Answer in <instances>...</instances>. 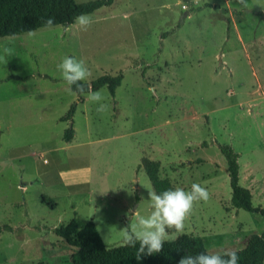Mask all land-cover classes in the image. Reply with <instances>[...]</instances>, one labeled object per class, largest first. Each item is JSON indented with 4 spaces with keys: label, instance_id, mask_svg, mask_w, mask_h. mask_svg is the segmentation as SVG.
I'll return each instance as SVG.
<instances>
[{
    "label": "rangeland",
    "instance_id": "374dc122",
    "mask_svg": "<svg viewBox=\"0 0 264 264\" xmlns=\"http://www.w3.org/2000/svg\"><path fill=\"white\" fill-rule=\"evenodd\" d=\"M87 15V31L0 37V264H73L76 247L54 231L73 217L93 219L107 247L125 244L152 211L143 157L174 187L210 193L166 240L243 248L264 216L234 207L220 145L240 154V182L264 207V0H115ZM64 56L84 62L87 82L122 73L115 96L104 86L99 103L80 100L57 70Z\"/></svg>",
    "mask_w": 264,
    "mask_h": 264
},
{
    "label": "trees",
    "instance_id": "16d2710c",
    "mask_svg": "<svg viewBox=\"0 0 264 264\" xmlns=\"http://www.w3.org/2000/svg\"><path fill=\"white\" fill-rule=\"evenodd\" d=\"M115 0H90L78 2L77 0H0V37L18 35L49 26L45 23L47 18L54 20V25L70 26L75 18L84 13L90 14L103 6H110ZM165 35V34H164ZM123 74H103L91 82L81 81L84 91L80 92L76 85L71 88L83 99V94L89 90L97 91L107 86L115 96L117 87L122 83ZM75 105L67 114V120H72ZM73 125L64 133V139L70 141L74 135ZM222 153L227 160L232 187V203L236 208L257 212L264 216V207L254 206L252 192L240 182V154L230 145H220ZM155 192L160 193L169 188H175L171 181L160 175V161L143 157L141 164ZM52 207L54 200H45ZM55 233L64 238L69 244L76 247L72 253L73 264H177L183 255H195L207 250L204 240L199 235L183 234L174 240H165L159 253L142 254L138 261L135 258L139 243L136 247L122 244L107 247L93 219L82 223L78 217H73L67 224L55 228ZM1 232V228H0ZM208 251V250H207ZM238 264H264V230L252 234L246 245L238 250ZM38 264H43L39 262Z\"/></svg>",
    "mask_w": 264,
    "mask_h": 264
},
{
    "label": "clouds",
    "instance_id": "9594fccd",
    "mask_svg": "<svg viewBox=\"0 0 264 264\" xmlns=\"http://www.w3.org/2000/svg\"><path fill=\"white\" fill-rule=\"evenodd\" d=\"M45 23L51 26L53 18L49 17ZM75 24L80 31H87L92 24V18L87 14H80L75 18ZM61 78L71 88L76 85L80 92L84 87L80 84L89 76V70L83 61L74 56H64L57 64ZM87 98L92 103H99L103 96L100 91L89 90ZM105 105L100 104L98 112H103ZM106 192V191H105ZM147 197L151 202L152 211L147 217H140L138 223L125 232L127 246L139 247L135 258L139 261L142 254L159 253L167 239V230L174 229L182 233L185 220L192 214L195 204L199 201L207 202L210 193L199 183H192L190 190L181 187L169 188L160 193L148 191ZM239 256L235 250H224L222 253L201 251L195 255H183L177 264H238Z\"/></svg>",
    "mask_w": 264,
    "mask_h": 264
},
{
    "label": "crops",
    "instance_id": "0c3cea01",
    "mask_svg": "<svg viewBox=\"0 0 264 264\" xmlns=\"http://www.w3.org/2000/svg\"><path fill=\"white\" fill-rule=\"evenodd\" d=\"M66 120H67V119H65V120H63V121H65V122H66V124H67V121H66ZM66 127H67V125H66ZM66 129H67V128H66ZM66 129H65V130H66Z\"/></svg>",
    "mask_w": 264,
    "mask_h": 264
}]
</instances>
